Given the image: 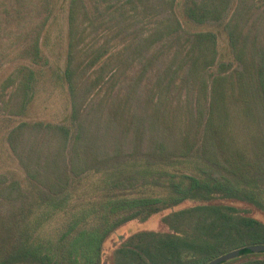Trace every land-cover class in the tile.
I'll return each instance as SVG.
<instances>
[{"label":"trees","instance_id":"trees-1","mask_svg":"<svg viewBox=\"0 0 264 264\" xmlns=\"http://www.w3.org/2000/svg\"><path fill=\"white\" fill-rule=\"evenodd\" d=\"M138 1L161 19L148 41L163 34L158 37L157 50H173L174 60L181 58L179 65L170 64L165 72L170 76L166 88L180 96L176 108L184 112L183 125L177 130L173 121L165 118L164 108L156 109V114L149 113L147 106L141 115L134 112L131 124L155 121L162 126L136 159L139 172L152 179L140 185L144 191L123 198L108 195L74 214L53 242L55 252L59 249L69 253L68 257L59 259L60 253L56 257L49 252L45 240L29 243L35 221L32 211L48 209L57 193H62L61 200H55L59 202L56 207H61L65 201L63 181L69 174L81 177L83 170L94 166L100 170L97 151L87 150L85 143L98 134L102 110L93 107L91 88L80 81L89 69L79 60L77 24L80 12L85 16L97 13L100 0H93V8L86 0H70V43L63 75L72 97V119L78 125L72 150L75 155L69 158L71 128L66 124L33 120L11 126L7 139L25 176L0 174V264H100L101 251L111 234L132 219L147 220L152 215H159L171 230H142L130 235L114 249V264H131L129 260L138 258L143 264H204L255 241L261 233L263 222L253 213L264 214V0ZM178 4L192 23L224 30L233 62L219 61L215 32L183 28ZM108 52L109 47L102 46L91 67L101 66ZM25 53L30 56L29 63L17 66L0 86V100L9 91L15 106L19 100L15 95L21 89L25 93L30 90L36 76L33 65L43 59L40 39L33 40ZM214 65L218 71L212 72L211 82L201 86L196 97V76ZM207 90L210 96L204 97L202 92ZM2 106L0 103V111ZM18 108L23 109L20 102ZM234 111L241 123L252 125L237 141L230 135L227 119ZM118 116L111 119L116 121ZM151 185L157 189L152 190ZM127 212L130 214L125 217ZM91 216L95 222L85 227ZM137 238L141 241L135 243ZM240 257L248 258L244 264L264 263V252L245 250Z\"/></svg>","mask_w":264,"mask_h":264},{"label":"rangeland","instance_id":"rangeland-1","mask_svg":"<svg viewBox=\"0 0 264 264\" xmlns=\"http://www.w3.org/2000/svg\"><path fill=\"white\" fill-rule=\"evenodd\" d=\"M69 3L70 0H0V86L17 66L29 63L30 56L25 53V48L36 38L40 39L43 54L41 62L33 65L36 76L30 90L25 93L24 89H21L18 95H15V99H19L16 100L17 107L15 102L9 100V91L5 92L3 100H0L1 106L3 105V110L0 111V174L9 173L11 176L16 172L19 178L25 176L20 161L12 152L7 139L11 126L22 121L40 120L68 125L71 128L69 158L75 155L72 150L77 139L78 125L72 119V97L69 84L63 75L70 43ZM86 3L93 8V0H86ZM96 10L97 13L90 16L80 12L77 24L79 60L89 69L83 73L80 81L90 86L91 95L94 97L93 107H100L102 110L98 134L85 143L87 150L97 151L98 159L102 162L100 170L94 166L92 170H83L81 177L69 174V178L63 181V205L56 207L59 202L55 200H61L62 197V193H57L56 199H53L48 209L35 208V211H32L35 221L27 238L30 244L45 240V244L50 248L49 252L56 257L61 254L59 259L64 255L68 257L69 253L63 254L59 249L55 252L53 242L74 214L90 208L92 203L108 195H118L121 198L132 194L139 195L144 191L140 185L151 182L152 179H147L139 172L136 159L147 140L161 132V122L138 124L135 120L131 124L133 113L141 115L143 106H147L149 113L154 114L156 109L164 108L165 118L173 121L177 130H180L184 123L183 110L176 108L180 96L166 88L170 76L165 72L168 65H179L181 58L177 62L174 60L173 50H157L158 37L163 34L155 35L150 41L147 39L154 31V26L161 20L158 13L138 0H100ZM177 14L187 31L215 32L219 40V61H234L227 34L221 27L192 23L182 15L180 4L177 6ZM102 46H108L109 52L102 59L101 66L97 64L91 67L92 58L99 53ZM218 69V65H214L207 73L196 76V97L199 98L198 90H201V86H205L206 82H211L212 72H217ZM202 93L204 97L207 94L210 96L208 90L207 93ZM19 102L22 104V111L18 108ZM234 112L227 119L230 135L237 141L245 136L252 125L241 123L237 112ZM116 115V121L111 119ZM95 162L94 157L93 163ZM113 163L116 165L111 168ZM89 166L92 167L91 163ZM151 188L157 189L153 185ZM235 204L242 205L238 202ZM98 212L102 210L99 209ZM129 214L130 212H127L124 216ZM253 215L262 220L263 229L256 235L258 238L255 241L249 240L240 246L264 243V214L255 211ZM94 222V217H88L84 226L88 227ZM142 230L162 232L171 229L159 215H152L147 220L132 219L106 239L100 264H114V249L130 235ZM133 241L138 243L141 239ZM82 245L81 241L79 247ZM247 259L238 256L225 264H244ZM128 262L143 264L144 260L138 258Z\"/></svg>","mask_w":264,"mask_h":264},{"label":"water","instance_id":"water-1","mask_svg":"<svg viewBox=\"0 0 264 264\" xmlns=\"http://www.w3.org/2000/svg\"><path fill=\"white\" fill-rule=\"evenodd\" d=\"M251 250L255 253L264 252V243L249 244L231 249L213 259L206 262L205 264H220L225 261H229L240 256L242 251Z\"/></svg>","mask_w":264,"mask_h":264}]
</instances>
